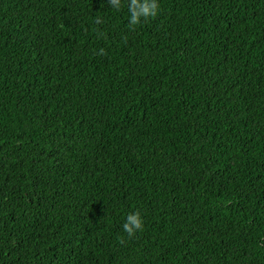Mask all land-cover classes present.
<instances>
[{
	"label": "trees",
	"instance_id": "16d2710c",
	"mask_svg": "<svg viewBox=\"0 0 264 264\" xmlns=\"http://www.w3.org/2000/svg\"><path fill=\"white\" fill-rule=\"evenodd\" d=\"M159 5L0 0V264H264V0Z\"/></svg>",
	"mask_w": 264,
	"mask_h": 264
},
{
	"label": "clouds",
	"instance_id": "9594fccd",
	"mask_svg": "<svg viewBox=\"0 0 264 264\" xmlns=\"http://www.w3.org/2000/svg\"><path fill=\"white\" fill-rule=\"evenodd\" d=\"M108 3L115 10H119L123 6V0H108ZM159 7V0H127L129 26L135 27L142 22V19L147 20L150 17H155L159 12ZM96 22H101L99 17H97ZM103 53L104 49L101 48L99 54ZM122 227L129 237H133L142 231L144 221L141 213L139 211L128 213Z\"/></svg>",
	"mask_w": 264,
	"mask_h": 264
}]
</instances>
